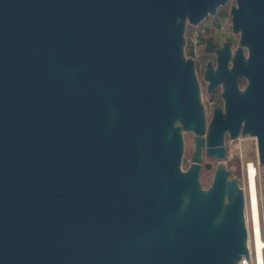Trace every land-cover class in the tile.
Wrapping results in <instances>:
<instances>
[{
  "label": "water",
  "instance_id": "obj_1",
  "mask_svg": "<svg viewBox=\"0 0 264 264\" xmlns=\"http://www.w3.org/2000/svg\"><path fill=\"white\" fill-rule=\"evenodd\" d=\"M225 0H0V264H238L242 187L224 133L255 137L264 166V0H236L240 44L204 134L184 20ZM245 80L242 89L238 78ZM178 121L179 124H175ZM181 128L194 134L180 167Z\"/></svg>",
  "mask_w": 264,
  "mask_h": 264
},
{
  "label": "rangeland",
  "instance_id": "obj_2",
  "mask_svg": "<svg viewBox=\"0 0 264 264\" xmlns=\"http://www.w3.org/2000/svg\"><path fill=\"white\" fill-rule=\"evenodd\" d=\"M220 21L223 24H227L229 15L225 12L220 14ZM209 19L201 20L198 24H190L187 19L184 20V38L185 42L183 45V54L187 56L192 53L191 41L192 38L197 35L198 30L201 29L205 24H207ZM199 100L202 104L203 109H212L214 106H218L221 103V99L215 94L211 98L205 91V84L202 81H197ZM217 93V92H216ZM175 124H179L178 121ZM181 134L183 138V154L180 167L185 170L191 161V153L193 149L192 144V132L190 130H185L181 128ZM225 155L222 159H216L212 157L203 156L200 162V169L198 174V179L203 189H207L211 183L214 170L217 166H222L228 171V178L234 177L238 180L239 185L242 187L245 194L246 189V165L248 162L254 164L256 169L255 182L257 187L258 196V207L260 213V219L262 226L264 225V166L258 162L257 159V149L255 137L247 134H240L237 137L230 138L227 136L224 139ZM248 208V206H247ZM245 213L248 216V209ZM264 228V226H263ZM264 237V230L263 234ZM250 241V237H249ZM264 258V250H263Z\"/></svg>",
  "mask_w": 264,
  "mask_h": 264
},
{
  "label": "flooded vegetation",
  "instance_id": "obj_3",
  "mask_svg": "<svg viewBox=\"0 0 264 264\" xmlns=\"http://www.w3.org/2000/svg\"><path fill=\"white\" fill-rule=\"evenodd\" d=\"M233 6H237L236 0H225L224 3L218 5L213 14L206 15L202 20L209 19L207 24H205L201 29L198 30L197 35L192 38L191 46L192 53L187 56L193 61V69L195 73V77L197 81H202L205 84L206 93L213 98L215 94L221 99L220 105H218L221 109L222 113H225L224 101L221 97L222 85L218 83L210 90L208 89L209 80L205 76V72L208 66H211V71L216 70L217 66V54L216 51L223 47H226L228 50V58L227 64L230 66L231 59L234 54V51L237 47H241L243 50L244 56L246 55V48L244 45L240 44V31H235L231 25V8ZM225 12L226 15H229V19L227 21L228 25L223 24L220 19V14ZM198 24V23H197ZM242 79L241 77L238 78ZM245 84V83H244ZM240 85L239 87L242 89L244 86ZM217 92V93H216ZM214 95V96H213ZM213 116V107L212 109L205 110L203 109V118H204V134L206 136V132L208 129V125ZM240 135V134H238ZM237 135V136H238ZM228 136V133H224V139ZM231 138V137H230ZM192 144L194 148V134L192 133ZM193 151V149H192ZM203 156L216 158L213 155H207L204 151V147L201 152V160ZM217 159V158H216Z\"/></svg>",
  "mask_w": 264,
  "mask_h": 264
},
{
  "label": "bare ground",
  "instance_id": "obj_4",
  "mask_svg": "<svg viewBox=\"0 0 264 264\" xmlns=\"http://www.w3.org/2000/svg\"><path fill=\"white\" fill-rule=\"evenodd\" d=\"M246 189L245 194L248 198L249 204V198L251 199V211H252V224L251 226L255 228V233L252 235L251 229V235L250 238H252V244H253V256L254 264H264L263 259V250H264V238L261 234L260 229V218H259V208H258V196H257V187L255 182V175H256V169L254 164L248 163L246 166ZM249 207V205H248ZM240 262V261H239ZM241 264V263H240Z\"/></svg>",
  "mask_w": 264,
  "mask_h": 264
},
{
  "label": "built area",
  "instance_id": "obj_5",
  "mask_svg": "<svg viewBox=\"0 0 264 264\" xmlns=\"http://www.w3.org/2000/svg\"><path fill=\"white\" fill-rule=\"evenodd\" d=\"M249 163V162H248ZM247 163V165H248ZM251 163V162H250ZM246 165V166H247ZM245 197V204H244V220H245V226H246V229H247V246H248V256L245 257L244 255H242L240 257V259L238 260V264H254V259L255 257L253 256V244H252V238H250V241H249V237L251 235V232H252V235L255 233V228L251 226L250 228V223L252 224V211H251V199L249 198V207L247 208V203H248V198L244 195ZM259 208V207H258ZM247 209H248V216L247 214L245 213V210L247 212ZM259 218H260V213H259ZM264 226V225H263ZM262 224H261V219H260V229H261V234H263V228ZM250 229H251V232H250ZM263 236V235H262ZM264 238V237H263ZM264 259V258H263ZM240 261V262H239Z\"/></svg>",
  "mask_w": 264,
  "mask_h": 264
},
{
  "label": "trees",
  "instance_id": "obj_6",
  "mask_svg": "<svg viewBox=\"0 0 264 264\" xmlns=\"http://www.w3.org/2000/svg\"><path fill=\"white\" fill-rule=\"evenodd\" d=\"M239 83H240V85H243L245 83V80L244 79H239Z\"/></svg>",
  "mask_w": 264,
  "mask_h": 264
}]
</instances>
